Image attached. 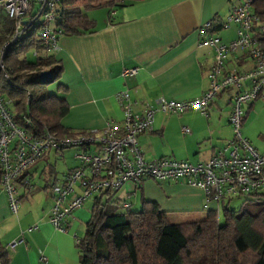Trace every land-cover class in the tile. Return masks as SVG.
<instances>
[{
    "label": "crops",
    "instance_id": "1",
    "mask_svg": "<svg viewBox=\"0 0 264 264\" xmlns=\"http://www.w3.org/2000/svg\"><path fill=\"white\" fill-rule=\"evenodd\" d=\"M240 2L136 0L84 12L93 23L92 31L59 34L56 51L41 52L53 55L60 66L59 75L47 90L67 105L61 126L73 134L100 130L108 121L120 122L123 109L115 96L122 91L128 93L133 112L160 97L185 100L204 93L214 50L199 46V41L211 35L223 43L233 39L236 26L223 28L221 24L230 8ZM3 18L0 7V28ZM226 62L237 69L249 67L238 54L228 56ZM132 68L134 73H123ZM232 92L233 88L216 94L205 116L197 111L156 113L152 130L137 136L143 158L206 161L231 137L227 99ZM251 106L246 107L240 126ZM183 127L188 131L182 132ZM258 147L264 151V139ZM76 151H46L22 173L15 184V213L9 210L0 189V246L9 253L7 264H80L74 238L82 236L91 204L84 205L85 200L73 211L64 223L65 231L55 230L48 222L53 203L50 185L60 183L66 169L77 165L73 158ZM141 197L166 212L171 223L201 220L206 210H218L220 216L221 204L206 202L199 189L172 181L126 182L106 198L117 201L119 210L137 211ZM31 226L35 228L29 229ZM12 242L16 243L11 249Z\"/></svg>",
    "mask_w": 264,
    "mask_h": 264
},
{
    "label": "built area",
    "instance_id": "2",
    "mask_svg": "<svg viewBox=\"0 0 264 264\" xmlns=\"http://www.w3.org/2000/svg\"><path fill=\"white\" fill-rule=\"evenodd\" d=\"M253 1L241 0L225 16L221 27L235 25L233 39L223 43L211 35L199 41V46L213 48L214 64L207 76L208 88L191 99L160 97L144 105L139 112H133L128 93L122 91L115 96L123 109L120 122L108 121L100 130L57 136L46 128L40 130L24 115L18 123L14 119L13 100L0 93V189L6 196L9 210L17 211L15 184L22 173L47 150L60 152L66 148H77L73 154L77 165L62 174L60 183L50 186L53 203L48 222L57 231H65L67 218L85 200L102 192L113 193L126 182L139 184L143 179H149L187 184L199 189L206 202L215 204L263 188L264 151L256 150L240 133L246 107L256 99H264V10L260 17L253 11ZM59 2L0 0L3 16L12 22L10 34L0 46V74L6 83L12 82L3 62L6 51L23 38L32 24H40L37 38L43 50L56 51L60 33L53 23ZM237 54L249 64L248 68L237 69L226 62L228 56ZM33 55H36L35 50ZM134 72L133 68L123 71L124 74ZM30 73L22 74L19 81L25 82ZM232 88L227 99L231 108L228 117L231 137L206 161L190 163L171 157L143 158L137 136L152 130L156 113L179 115L197 111L205 116L216 94ZM29 97L30 92L26 90L25 111L28 110ZM181 131L187 132L188 129L183 127ZM122 205L128 207L127 203ZM33 228L35 226L29 229ZM78 242V238H74L75 245ZM15 243H10L9 248L12 249ZM40 259L45 261L43 256Z\"/></svg>",
    "mask_w": 264,
    "mask_h": 264
},
{
    "label": "trees",
    "instance_id": "3",
    "mask_svg": "<svg viewBox=\"0 0 264 264\" xmlns=\"http://www.w3.org/2000/svg\"><path fill=\"white\" fill-rule=\"evenodd\" d=\"M125 1L136 0H60L54 28L60 34L88 33L93 23L84 12L120 6ZM263 10L264 0H254L253 11L261 17ZM39 27V23L29 26L23 38L7 49L3 62L12 82L6 83L0 74V93L13 100L18 123L24 115L40 130L46 128L57 136L71 135L60 124L67 111L66 103L46 88L59 75L60 66L53 55L41 53ZM11 30V20L4 17L0 46ZM28 49L36 52L31 59L24 54ZM44 70L50 72V78L40 81L39 73ZM28 71L31 73L27 80L21 83L19 78ZM26 90L30 92L27 111ZM257 194L258 191L248 195ZM108 195L102 192L91 199L89 217L76 245L80 264H264V193L253 212L229 210L220 200L219 218L218 210H206L203 219L182 223H171L166 212L143 197L139 210L128 211L119 210L120 204L108 201ZM8 257L7 248L0 246V264H7Z\"/></svg>",
    "mask_w": 264,
    "mask_h": 264
},
{
    "label": "rangeland",
    "instance_id": "4",
    "mask_svg": "<svg viewBox=\"0 0 264 264\" xmlns=\"http://www.w3.org/2000/svg\"><path fill=\"white\" fill-rule=\"evenodd\" d=\"M28 50L25 51L24 54L27 58L31 59L34 57L33 51L32 49H28ZM20 56L21 55H19V57ZM240 133L241 135L249 139L248 141L251 143L253 147L255 146L257 150H260V148L258 147L259 141L260 139H264V99H256L252 102V106L248 112V115L245 118L243 125L240 127ZM259 135L260 137L258 138ZM263 193H264V187L258 191L257 195H240L234 198L223 199L221 202L224 204V207L229 210L236 211L239 209H245L250 212H253L259 206L257 203L261 198H263L262 196ZM90 204H91V199L86 200L84 203V205L86 206ZM221 213H222V206L220 208V215Z\"/></svg>",
    "mask_w": 264,
    "mask_h": 264
},
{
    "label": "water",
    "instance_id": "5",
    "mask_svg": "<svg viewBox=\"0 0 264 264\" xmlns=\"http://www.w3.org/2000/svg\"><path fill=\"white\" fill-rule=\"evenodd\" d=\"M50 78V72L48 70L41 71L39 73V80L44 81Z\"/></svg>",
    "mask_w": 264,
    "mask_h": 264
}]
</instances>
